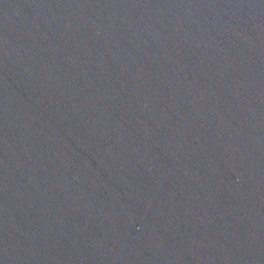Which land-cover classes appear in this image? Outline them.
<instances>
[{
  "label": "water",
  "instance_id": "95a60500",
  "mask_svg": "<svg viewBox=\"0 0 264 264\" xmlns=\"http://www.w3.org/2000/svg\"><path fill=\"white\" fill-rule=\"evenodd\" d=\"M0 264H264V0H0Z\"/></svg>",
  "mask_w": 264,
  "mask_h": 264
}]
</instances>
